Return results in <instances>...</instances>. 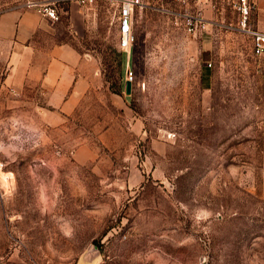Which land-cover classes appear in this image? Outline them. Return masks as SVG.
I'll list each match as a JSON object with an SVG mask.
<instances>
[{
	"label": "rangeland",
	"instance_id": "obj_1",
	"mask_svg": "<svg viewBox=\"0 0 264 264\" xmlns=\"http://www.w3.org/2000/svg\"><path fill=\"white\" fill-rule=\"evenodd\" d=\"M203 13L136 11L126 56L97 5L96 87L57 117L0 60V264H264V62L230 6Z\"/></svg>",
	"mask_w": 264,
	"mask_h": 264
},
{
	"label": "crops",
	"instance_id": "obj_2",
	"mask_svg": "<svg viewBox=\"0 0 264 264\" xmlns=\"http://www.w3.org/2000/svg\"><path fill=\"white\" fill-rule=\"evenodd\" d=\"M251 1L253 29L264 30V0ZM64 11L59 20L51 21L20 3L0 10V51L6 48L0 60L7 69L2 86L9 85L17 94L31 88L38 91L40 108L50 110L51 117L80 108L98 80L96 58L77 47V41L91 31L92 11L74 3ZM259 58L264 62V54Z\"/></svg>",
	"mask_w": 264,
	"mask_h": 264
},
{
	"label": "built area",
	"instance_id": "obj_3",
	"mask_svg": "<svg viewBox=\"0 0 264 264\" xmlns=\"http://www.w3.org/2000/svg\"><path fill=\"white\" fill-rule=\"evenodd\" d=\"M214 0H25L21 3L24 8L30 9L51 21L59 20L64 14V6L74 3L86 10H93L97 5L106 3L115 12L116 43L118 49L126 56L129 47L134 41L132 20L136 11L156 10L168 13L177 18L179 25L187 33H194L203 29L207 21L203 13V6ZM226 3L239 17V25L249 35L251 52L260 57L264 54V30L252 29L247 20L253 7L251 0H218ZM174 6V7H172ZM131 79V73L125 71V80Z\"/></svg>",
	"mask_w": 264,
	"mask_h": 264
},
{
	"label": "water",
	"instance_id": "obj_4",
	"mask_svg": "<svg viewBox=\"0 0 264 264\" xmlns=\"http://www.w3.org/2000/svg\"><path fill=\"white\" fill-rule=\"evenodd\" d=\"M130 92V83L129 81L124 82V94H129Z\"/></svg>",
	"mask_w": 264,
	"mask_h": 264
}]
</instances>
